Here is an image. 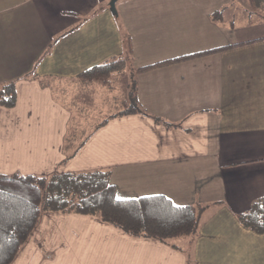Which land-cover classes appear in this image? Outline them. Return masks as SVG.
<instances>
[{"label": "crops", "instance_id": "1", "mask_svg": "<svg viewBox=\"0 0 264 264\" xmlns=\"http://www.w3.org/2000/svg\"><path fill=\"white\" fill-rule=\"evenodd\" d=\"M117 1L114 15L109 0H0V84L15 80L17 97L0 105V173L109 170L117 197L164 194L196 208L198 229L164 243L45 211L11 264H264V231L237 217L264 195V10L248 0ZM126 36L146 114L93 128L64 161L79 75L122 55Z\"/></svg>", "mask_w": 264, "mask_h": 264}, {"label": "trees", "instance_id": "2", "mask_svg": "<svg viewBox=\"0 0 264 264\" xmlns=\"http://www.w3.org/2000/svg\"><path fill=\"white\" fill-rule=\"evenodd\" d=\"M253 10L263 9L264 0H248ZM230 45L195 52L174 59L137 68H149L180 59L195 58L229 48ZM131 57L129 37H124V53L80 73L84 84H97L108 90L115 89L119 73L128 66ZM37 78L36 74L31 75ZM16 81L0 84V105L16 104ZM128 94L115 100L116 110L95 124L103 126L111 118L128 114H146L135 94L133 74L125 84ZM155 121H159L154 118ZM65 137L64 161L72 158L85 143ZM110 180V171L95 169L80 172H53L47 175L0 173V264H11L21 247L36 227L45 211L77 213L97 217L132 237H147L166 243L168 240L194 235L198 229V212L195 207L175 204L164 194H151L134 198H119ZM245 227L264 231V195L255 199L249 209L237 215Z\"/></svg>", "mask_w": 264, "mask_h": 264}, {"label": "rangeland", "instance_id": "3", "mask_svg": "<svg viewBox=\"0 0 264 264\" xmlns=\"http://www.w3.org/2000/svg\"><path fill=\"white\" fill-rule=\"evenodd\" d=\"M122 1L118 0L117 2ZM131 75L130 66H127L119 73L115 89L109 91L105 87L95 86L103 95L96 94V90L94 94H91L90 91H86L88 88L82 83L73 97L76 107L72 110L78 117L72 119L70 122L68 136L75 137L77 141L84 138L94 128L95 124L101 122L114 112L116 110L115 100H122L128 94L125 84L129 83ZM54 96L57 97V94L54 93ZM175 241L174 244L180 245L177 240Z\"/></svg>", "mask_w": 264, "mask_h": 264}, {"label": "water", "instance_id": "4", "mask_svg": "<svg viewBox=\"0 0 264 264\" xmlns=\"http://www.w3.org/2000/svg\"><path fill=\"white\" fill-rule=\"evenodd\" d=\"M116 1L117 0H109V9L112 12V14H114V15L117 14L116 6H115Z\"/></svg>", "mask_w": 264, "mask_h": 264}, {"label": "snow or ice", "instance_id": "5", "mask_svg": "<svg viewBox=\"0 0 264 264\" xmlns=\"http://www.w3.org/2000/svg\"><path fill=\"white\" fill-rule=\"evenodd\" d=\"M117 199H119V197Z\"/></svg>", "mask_w": 264, "mask_h": 264}]
</instances>
